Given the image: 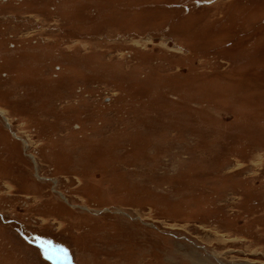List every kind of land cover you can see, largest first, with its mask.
<instances>
[{
  "label": "rangeland",
  "instance_id": "374dc122",
  "mask_svg": "<svg viewBox=\"0 0 264 264\" xmlns=\"http://www.w3.org/2000/svg\"><path fill=\"white\" fill-rule=\"evenodd\" d=\"M0 264H264V0H0Z\"/></svg>",
  "mask_w": 264,
  "mask_h": 264
}]
</instances>
